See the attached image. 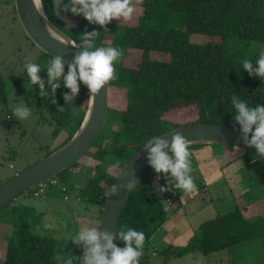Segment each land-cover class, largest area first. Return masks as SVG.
I'll use <instances>...</instances> for the list:
<instances>
[{
  "label": "trees",
  "instance_id": "obj_1",
  "mask_svg": "<svg viewBox=\"0 0 264 264\" xmlns=\"http://www.w3.org/2000/svg\"><path fill=\"white\" fill-rule=\"evenodd\" d=\"M42 4L50 21L78 43L82 39L69 31L76 30L68 26L70 21L88 28V32L100 31L95 41L97 47L120 48L122 57L129 49L140 51L136 65L126 64L122 57L115 65L118 78L108 83L107 87L125 91L124 107L107 105L104 126L90 148L97 147L93 156L99 162L94 165L92 174L77 193L84 206H99V219L116 178L105 162L114 157L124 165L149 138L180 127H171L170 121L164 117L168 111L192 105L196 108L197 119L185 124L214 122L239 126L234 120L235 109L231 104L233 95L252 107L264 104V81L258 76H250L242 67L246 58L253 62L254 67L258 66L255 64L256 55L261 51L255 43L264 42V0H142L135 23L110 22L107 31L70 12L61 13L67 16V22L57 18L53 11V0H42ZM193 34H202L208 39L194 42L191 40ZM106 37H110L109 43L105 42ZM42 55L54 58L44 51ZM67 70L66 64L65 74ZM57 82L60 87L52 94L45 81L49 97L38 94L39 86L34 88L30 102L49 114L55 123V136L66 131V141L84 118L89 90L80 92L73 103H66L64 93L70 90L64 87L62 78ZM7 93V81L0 71V102L6 101ZM60 107L65 110L59 112ZM105 140H109L107 147L104 146ZM199 146L202 145H193L190 149ZM249 149L252 152L247 156L244 167H250L259 159L256 149ZM77 166L79 161L54 177L68 182L72 177V168ZM151 168L148 167L134 185L117 227V232L133 228L145 234L140 264H152L151 254L157 251L153 246L150 249L151 238L168 219L149 176ZM259 185L264 186L263 181ZM29 192L31 195V190ZM13 202L10 201L0 211H6L3 218L13 225L3 264H58L56 257L62 241L53 236L34 233L31 229L33 208ZM263 219L246 217L241 205L236 203L230 211L203 221L197 234L187 244H169L159 250L163 256L162 264H167L172 256L193 252L208 255L262 237L264 231L259 229V224ZM96 227L99 228V225ZM115 243L124 247L122 241L116 240Z\"/></svg>",
  "mask_w": 264,
  "mask_h": 264
},
{
  "label": "rangeland",
  "instance_id": "obj_2",
  "mask_svg": "<svg viewBox=\"0 0 264 264\" xmlns=\"http://www.w3.org/2000/svg\"><path fill=\"white\" fill-rule=\"evenodd\" d=\"M139 4L134 0L136 10L131 20H113L112 22L117 24L135 23L140 11ZM79 25L76 21L68 23L69 27L76 29L69 31L82 39L83 34L88 32V28ZM207 39L208 37L202 34H193L191 37L194 42H204ZM110 40V37L105 38V42L109 43ZM255 44L261 51L259 55H256L258 60L264 57V42ZM42 51L22 27L15 9V0H0V71L7 81L8 91L6 101L0 102V183L57 149L65 141L66 131H61L55 136L53 134L55 123L49 114L37 107L35 103L30 102L31 91L38 85L30 83L24 65L26 61L39 64L42 68L40 75L46 81L47 70L44 68L52 59L43 56ZM153 56L160 57L158 54ZM122 58L126 64L136 65L140 59V51L129 49ZM107 88V105L123 108L125 91L112 86ZM87 89L81 82L79 93H85ZM21 103L29 107L32 114L28 119L18 121L13 116L9 105L17 106ZM164 117L170 121L171 127L182 126L189 121H195L197 111L194 106L190 105L172 109ZM108 144L109 140H105L104 146L107 147ZM207 146L215 153L222 152L224 155L219 156L220 159L226 156V152L230 155L227 156L228 158H231L235 150L242 152V155L237 156L234 159L235 163L228 168L234 164L242 163L245 166L247 156L252 152L247 147L236 145L208 144ZM96 150L97 147L90 149L79 160V166L72 168L71 179L68 182L63 181L64 184H68L67 199L63 197L64 193L58 186L51 184L47 185L46 192L40 196H31L28 190L14 199L13 204L15 205H27L33 208L31 229L34 233L53 236L62 241V246L57 252V255L61 257L60 260H57L58 264L64 263L70 256H82L83 247L75 244L71 238L76 236L84 226L96 227L99 225V206H84L82 200L77 197L80 188L86 183V178L92 174L94 165L99 162L93 156ZM216 158L218 157L216 156ZM258 158V162L252 163L250 167L241 168L233 176V179L226 177L216 182H210L212 181L211 176L206 179L203 172L199 171L198 164L201 163L202 158L192 156L193 172L191 175L198 187V192L190 195H185L174 188L170 191L160 192V187L165 186L167 181L163 175L157 179V173L151 168L149 176L154 188L159 194L164 208L169 209L166 211L169 217L167 220H170V216L173 214L181 219L179 234H176L175 228L171 232L174 237L166 236L165 240L169 241L173 238L171 241L173 246L187 244L191 237L197 234L198 227L203 221L230 211L236 206V203L241 205L246 217L253 219L264 217V211L258 207L259 204L263 203L264 205V186L259 185L262 181L264 183V158ZM117 162H119L118 166H116ZM105 165L110 172L117 175L123 162L111 157L109 161L105 162ZM228 168H224L223 171L225 172ZM167 197L170 198L171 203L166 201ZM5 212L0 213V264H3L6 246L13 232L12 223L6 222L3 218ZM46 224H51L52 227L46 228ZM259 229L264 231V219L260 221ZM164 230V228H159L154 233L153 239H151L152 243L154 237L163 234ZM152 243L150 249H152ZM164 246L167 244L162 245V247ZM156 251L155 254H151V263L162 264L163 256L159 250ZM263 262L264 235L237 244L233 249L208 255L193 252L172 256L167 260V264H262ZM73 264H79V260H75Z\"/></svg>",
  "mask_w": 264,
  "mask_h": 264
},
{
  "label": "clouds",
  "instance_id": "obj_3",
  "mask_svg": "<svg viewBox=\"0 0 264 264\" xmlns=\"http://www.w3.org/2000/svg\"><path fill=\"white\" fill-rule=\"evenodd\" d=\"M141 3L142 0H135ZM34 7L40 16L44 17L43 4ZM134 0H53V11L57 18L67 22V16L61 13L70 12L73 16H82L90 24L99 25L107 31V25L113 20L129 21L135 12ZM46 19V17H45ZM100 31L93 30L83 34L79 44L73 43V47L83 48L74 55L71 62L56 55L48 62L47 84L50 86L51 93L54 94L60 87L57 82L63 79L64 87L70 92L64 93L66 103H73L74 98L79 94L80 83L82 82L89 90V96H96L100 90L111 81L116 80L117 74L115 65L120 61L123 51L112 46L95 45V41ZM67 63V74L65 65ZM244 59L242 67L250 76H258L264 81V57L255 62ZM28 79L32 85L39 86V95L49 97V90L45 87V80L41 77V66L31 61H26L24 65ZM55 103V100H53ZM231 104L235 109L234 120L240 126L243 134V141L247 147H254L256 155L264 158V104H257L252 107L238 96L231 97ZM12 114L18 121H23L31 116V109L24 103L17 106L9 105ZM64 107L58 108L63 112ZM249 134L251 138L249 139ZM191 141L176 132L171 139L161 136H152L145 144L149 165L157 173V179L163 175L167 181L165 186L160 187V192L170 191L173 188L185 195L196 194L198 187L191 173L192 153L190 150ZM117 162V165L118 166ZM171 178V179H169ZM135 182L129 180L127 183L114 184L111 194H117L121 189L131 190ZM168 211L166 207L164 209ZM46 228H51V224H46ZM72 241L83 247V254L80 257L70 256L64 264H73L79 260V264H140L143 256L145 234L133 228L122 229L119 232L110 233L107 230L101 231L100 227H82L78 234L71 238ZM122 241L124 247H119L114 242ZM57 260L61 257L57 256Z\"/></svg>",
  "mask_w": 264,
  "mask_h": 264
},
{
  "label": "water",
  "instance_id": "obj_4",
  "mask_svg": "<svg viewBox=\"0 0 264 264\" xmlns=\"http://www.w3.org/2000/svg\"><path fill=\"white\" fill-rule=\"evenodd\" d=\"M35 2L36 6L39 7L40 0H35ZM33 3L34 0H15V9L25 32L44 52L54 57L60 55L66 62H71L74 55L83 51V48L73 47L72 42L79 43L54 25L45 13L44 17L40 16ZM107 96V85L96 96H89L84 118L79 128L68 140L0 184V211L20 194L78 162L90 150L106 120ZM176 132L182 133L184 137L190 140L191 146L222 144L247 147L243 141L240 127L230 124L192 122L159 136L170 140ZM250 138L251 134H249ZM148 167L150 165L147 159V151L141 147L121 167L112 186L127 183L129 180H133L136 184ZM112 186L102 208L99 222L101 231L107 230L110 233L117 231L123 207L134 187L131 190L121 189L117 194H111Z\"/></svg>",
  "mask_w": 264,
  "mask_h": 264
},
{
  "label": "crops",
  "instance_id": "obj_5",
  "mask_svg": "<svg viewBox=\"0 0 264 264\" xmlns=\"http://www.w3.org/2000/svg\"><path fill=\"white\" fill-rule=\"evenodd\" d=\"M192 156H198L202 158V161L200 164H198V168L200 169L199 171L203 172V176H205L206 179H209L211 176V180L210 182H216L219 179L222 180L224 178H228L229 179H233V176L241 170V168L244 167L243 163L240 165L234 164L232 165L230 168H228L231 164L235 163V158L237 156H241L242 152L240 150H235L232 155L231 158H228L230 155H228V153L226 152V156L223 157L222 159L219 158V156L224 155L222 152H214L211 150V148L207 145H202L193 149H190ZM216 156L218 158H216ZM228 156V157H227ZM228 159V160H227ZM247 161V160H246ZM244 162V161H243ZM225 163L226 166H225ZM246 164V163H245ZM224 168H228L225 172L223 171ZM215 171V172H213ZM213 174V176H212ZM169 197L166 198V201ZM170 199V198H169ZM171 201V200H170ZM261 202V201H259ZM260 205V204H259ZM258 207L261 208V210L264 211V205L262 203V205H260ZM169 218V217H168ZM173 218V220H171ZM181 227V219L178 218L175 214H173V216H170V220H167L163 226L161 227L162 229L164 228V232L163 234H159L156 237H154V242L152 243L153 248L155 250H161L164 247H162V245H169L171 244V241L173 238H171L169 241H166L165 238L166 236H172L171 232H173V230L176 228V234H179V228ZM177 234V235H178ZM153 239V236L152 238Z\"/></svg>",
  "mask_w": 264,
  "mask_h": 264
},
{
  "label": "built area",
  "instance_id": "obj_6",
  "mask_svg": "<svg viewBox=\"0 0 264 264\" xmlns=\"http://www.w3.org/2000/svg\"><path fill=\"white\" fill-rule=\"evenodd\" d=\"M48 184L58 186L60 188V191L64 193L63 197L67 199L68 196L66 194V190L68 188V184H64V182H62L58 177H54V176L45 181L38 183L36 186L31 188V195L34 197L42 195L43 193L46 192ZM167 202L171 203L169 198L167 199Z\"/></svg>",
  "mask_w": 264,
  "mask_h": 264
}]
</instances>
